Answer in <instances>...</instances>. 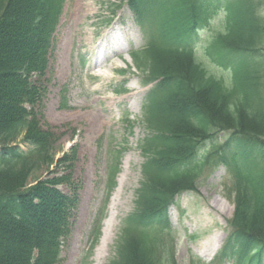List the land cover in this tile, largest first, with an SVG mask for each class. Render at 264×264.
<instances>
[{
  "label": "trees",
  "instance_id": "obj_1",
  "mask_svg": "<svg viewBox=\"0 0 264 264\" xmlns=\"http://www.w3.org/2000/svg\"><path fill=\"white\" fill-rule=\"evenodd\" d=\"M62 4L0 0V264H57L70 225L73 202L58 187H71L69 179L29 183L37 167L50 164L56 140L41 129L35 110L43 100L46 50ZM128 5L148 37L141 53L153 73L143 83L150 86L143 100L150 134L139 145L142 180L122 229L124 245L131 233L139 234V242L133 257L120 255L110 264H164L155 258L146 227L170 226L168 207L194 189L208 160L198 155L200 148L208 141L216 145L214 134L226 129L232 133L213 148L214 165H232L240 189L214 261L264 264V181L251 184L242 175L247 167L248 173L253 166L264 171V139L238 126L247 119L264 130V82L251 73L264 69V55L257 54L264 21L250 9V0H128ZM217 7L225 12L223 28L200 43L198 32ZM177 59L182 61L174 64ZM22 131L21 148L12 140ZM115 174L113 168L110 181Z\"/></svg>",
  "mask_w": 264,
  "mask_h": 264
},
{
  "label": "rangeland",
  "instance_id": "obj_2",
  "mask_svg": "<svg viewBox=\"0 0 264 264\" xmlns=\"http://www.w3.org/2000/svg\"><path fill=\"white\" fill-rule=\"evenodd\" d=\"M250 2L256 18L264 21V0ZM127 3L128 0H64L52 24L42 79L43 100L35 112H40L36 118L41 129L48 130L56 140L50 149V164L37 167L29 183L46 178L60 180L63 176L72 183L71 187L58 185L73 207L57 264H110L120 255L133 257L134 244L139 242V234L131 233V241L124 245L122 229L125 218L133 213L136 188L142 180L139 145L150 134L143 113V100L150 86L143 83L153 73L148 69L149 59L141 53L148 37ZM222 10L214 9L209 25L198 32L200 43L223 28ZM19 38L17 41L22 43ZM257 45V54L264 55V39ZM98 48L109 50L110 58L98 61ZM200 48L197 43L196 57L201 58ZM133 52L139 54L137 59L130 56ZM183 65L185 60L180 66ZM211 71L221 75L217 69ZM251 73L262 76L260 81L264 82L262 67ZM88 114L103 124L93 135L86 133ZM238 126L264 139L261 124L241 119ZM231 131L219 130L213 136L216 145L208 141L200 148L198 155L209 156L208 160L202 165L194 189L178 195L174 199L177 205L168 207L170 226L161 228L151 223L146 227L149 244L160 262L218 264L214 258L229 232L240 186L232 165H214L218 156L212 151ZM22 135L23 131L13 143L19 144ZM113 168L117 171L114 182L110 181ZM252 169L248 173L245 168L242 175L251 184L256 179L264 181L262 166ZM125 171L126 184L120 197L123 204L112 218L110 204ZM105 218L113 220L114 227L103 247L101 230ZM216 235H223L217 249ZM209 244L211 249L205 251Z\"/></svg>",
  "mask_w": 264,
  "mask_h": 264
},
{
  "label": "bare ground",
  "instance_id": "obj_3",
  "mask_svg": "<svg viewBox=\"0 0 264 264\" xmlns=\"http://www.w3.org/2000/svg\"><path fill=\"white\" fill-rule=\"evenodd\" d=\"M97 58H99L98 61H102V59L100 57H97ZM76 119L77 120H81L80 117H76ZM86 123H87L86 124V127H87L86 128V133L89 134V135L90 134L93 135L96 132V130L98 129L99 125H101V126L103 125L101 123V121H99L97 119V117L94 116L93 114H88L87 115ZM126 175H127V172L125 171L123 178L119 179L120 180L119 181V186L115 189V192H114L115 196L113 197V199L111 201V204H110L112 218H113V216L116 215L115 211L123 204L122 202H120V200H121L120 197H121V194H122L123 189H124L125 184H126L125 183L126 180L124 179V177ZM102 225H103V227H102V230H101V232H102V235H101L102 236L101 237L102 243L101 244L104 247V246L107 245V240H108V238L110 236L111 231L113 230V227H114L113 220L105 218L103 220ZM222 239H223V235H216L215 236V241L214 242H215V248L216 249L221 245ZM203 247H204V249H206L205 245ZM211 247H212V245L209 244V246L207 247V250H205V251H209L211 249Z\"/></svg>",
  "mask_w": 264,
  "mask_h": 264
}]
</instances>
